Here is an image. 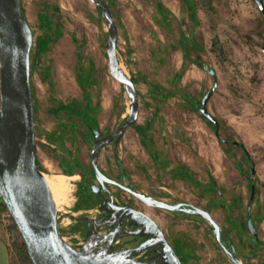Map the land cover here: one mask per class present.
<instances>
[{"label":"rangeland","instance_id":"rangeland-1","mask_svg":"<svg viewBox=\"0 0 264 264\" xmlns=\"http://www.w3.org/2000/svg\"><path fill=\"white\" fill-rule=\"evenodd\" d=\"M107 1L120 25L121 62L136 78L141 102L140 119L127 132L121 148L137 165L138 181L158 198L187 200L210 209L227 226L226 213L214 201L229 203L241 196L239 217L232 221L242 218L246 225L251 213L257 236L264 239V11L256 0H161L170 14L166 21L156 0ZM22 2L34 30L35 104L40 109L52 107L54 100L74 104L83 94V85L89 111L100 109L104 124L107 115L110 123L121 124L129 115L131 100L111 73L106 49L109 29L97 6L91 0ZM48 12L52 15L45 22L43 15ZM215 40L223 55L215 50ZM205 64L218 75L209 109L220 121L226 143L216 135L218 126L209 123L201 111L204 96L215 84ZM193 101L200 106L198 110ZM1 104L0 78V108ZM38 143L43 165L57 171L48 149L40 145L41 138ZM148 147L162 150L165 164H153ZM57 150L51 155L59 157ZM175 170L182 179L179 182ZM76 180H71V203L66 211L76 203ZM253 186L256 194L251 202ZM148 210L169 229L183 262L191 264L178 241L187 233L203 245L202 264H234L201 216ZM74 224L70 217L59 222L67 241L75 245L66 233ZM228 234L254 257L248 238L242 239L243 243L232 227ZM11 236L16 264H31L20 247L19 234Z\"/></svg>","mask_w":264,"mask_h":264},{"label":"water","instance_id":"water-1","mask_svg":"<svg viewBox=\"0 0 264 264\" xmlns=\"http://www.w3.org/2000/svg\"><path fill=\"white\" fill-rule=\"evenodd\" d=\"M98 8L109 29L106 45L109 66L113 77L124 85L131 100L130 113L111 134L102 137L96 129L97 140L92 149V159L98 178L105 184V176L99 166L102 149L114 143L117 149L124 135L140 118L141 102L137 83L121 67L120 26L107 0H91ZM264 11V1L256 0ZM34 30L24 12L22 0H0V78L2 104L0 108V191L3 201L15 219L29 255L34 264H185L176 253L159 222L152 215L120 205L112 196L100 209L108 218L97 221L78 217L75 213L58 210L52 192L44 181L43 170L38 165V137L35 121V95L33 90ZM215 79L214 86L202 101V113L216 123L220 134V121L210 112L209 101L216 91V70L205 64ZM242 145L241 142L234 141ZM255 170L253 169V172ZM98 190V188H96ZM146 205L171 212L199 215L210 224L220 246L234 264H248L238 254V249L225 228L210 209H204L190 201H168L137 189H132ZM256 194L252 187L251 202ZM65 217L87 220L90 230L81 244L67 241L59 222ZM131 221L137 231L129 235H142L147 239L132 248H119L116 229L124 221ZM94 224V225H92ZM101 226L108 230L102 231ZM251 232L258 231L249 213ZM156 255L148 256L149 253Z\"/></svg>","mask_w":264,"mask_h":264},{"label":"flooded vegetation","instance_id":"flooded-vegetation-1","mask_svg":"<svg viewBox=\"0 0 264 264\" xmlns=\"http://www.w3.org/2000/svg\"><path fill=\"white\" fill-rule=\"evenodd\" d=\"M81 88L83 94L74 104L68 105L62 101L54 100V105L48 109H40L39 104H35L36 132L37 137L41 138V147L48 149L49 159L60 172L77 176V180L75 179L77 181L76 194L78 195L76 203L72 210L66 212L76 213L78 217H89L101 221L107 219L108 216L104 210L100 209V206L107 205V201L112 200V196H114L118 204L129 205L152 215L148 209L155 207L146 205L131 192L132 189H137L140 192L153 195L138 181L131 154L127 156L121 149L127 133L120 141L117 149L114 143L106 145L102 149L99 166L104 173L105 184L98 178L92 159V149L97 140L95 130L100 129L102 137H106L120 124H114V121L110 123L108 115L106 116V124L102 123L103 116L100 109H94L90 112L86 107L88 95L84 92L82 85ZM93 119L95 122L90 125L89 122ZM67 140L70 141L68 145ZM69 145L71 148H68ZM54 148H57V151L61 153L58 154L59 157L51 155ZM70 149L72 151L75 149L76 153ZM38 160L44 169L43 171H49L41 162L39 154ZM74 221L75 224L67 229L66 233L74 240L75 244H81L82 240L86 238L91 224L87 220L74 219ZM160 226L179 255L169 229L161 224ZM101 229L105 231L108 230V227L101 226ZM135 231H137V227L131 221H124L122 226L115 231V234L120 238L118 247L132 248L143 241L147 242V239L142 235H129ZM153 255L156 254L151 252L148 256ZM179 257L182 259L180 255Z\"/></svg>","mask_w":264,"mask_h":264},{"label":"crops","instance_id":"crops-1","mask_svg":"<svg viewBox=\"0 0 264 264\" xmlns=\"http://www.w3.org/2000/svg\"><path fill=\"white\" fill-rule=\"evenodd\" d=\"M148 148H151L150 149L151 151H149V153L151 152L150 155H151V158H153L152 163L155 164L156 166L162 165L164 163V159H163L164 154L162 155V150L157 151L156 149L153 150L152 147H148ZM141 163L142 162H140L138 165H141ZM136 170H137V165L135 164V172ZM177 170H175L173 175L175 176V179L179 182L182 179H179L178 177L179 172ZM242 203H243V198L241 196H236L234 201H231L228 203L231 205V207L224 206L222 201H218L217 203H215V205L219 207L218 208L219 210L222 209L226 213L225 221L228 222L229 226L224 225V223L218 219L216 214H213V215L215 216L217 221L225 228L227 232L229 231L231 227L234 228V222L232 221V219L233 217H237V216L239 217L238 207L242 205ZM239 220L242 221V218H240ZM10 224L11 222L8 218L7 212L0 211V264H16V252L13 246L12 236H11L13 232L9 230ZM256 239L262 240V243L253 242V241H252L253 243L251 242L250 246L252 247H251L250 252H254L255 254L253 258H251L249 254L247 255V252H249V250H246V251L245 249L241 250V247L239 246V244L235 243L238 249V254L240 258H242L243 260H246V262H250L249 260L251 259L250 264H264V239H261L259 236H256ZM178 241L182 247L183 255L189 260V262L196 260L200 262L201 264L203 263L201 262V260L204 257V249L202 248L203 245L200 246L194 238H188L187 233L181 234L180 238H178ZM215 242L219 244L217 239H215ZM254 248L256 249L255 251H254Z\"/></svg>","mask_w":264,"mask_h":264},{"label":"trees","instance_id":"trees-1","mask_svg":"<svg viewBox=\"0 0 264 264\" xmlns=\"http://www.w3.org/2000/svg\"><path fill=\"white\" fill-rule=\"evenodd\" d=\"M189 1V0H188ZM110 4V3H109ZM110 6H111V4H110ZM156 6H157V9H158V11L161 13V15H163V17H164V19L166 20V21H168V17H169V10L164 6V4H163V2L161 1V0H156ZM111 8H112V6H111ZM23 9H24V7H23ZM113 10V9H112ZM24 12H25V9H24ZM26 13V12H25ZM42 14H44V13H42ZM47 15V16H46ZM46 15H43V19L45 20V22H49L50 21V19H49V16H51L52 15V13H50V12H48V14H46ZM115 15V14H114ZM48 19V20H47ZM120 26V25H119ZM184 45H186V40L184 41ZM214 48H215V50H217V51H219V53H220V55H223V53H224V50L222 49V48H220L219 47V42H218V40H215L214 41ZM186 53H187V50H186ZM34 58H32V69H33V75H34ZM135 80H136V78H135ZM82 87H84L83 85H82ZM33 90H34V95H36V89H35V85H34V81H33ZM192 106H193V108L195 109V110H198L199 108H200V106H198V104L197 103H195L194 101L192 102ZM34 107H35V105H34ZM35 112H36V108H35ZM203 114V113H202ZM203 117L204 118H206L207 120H208V122L209 123H211V124H214L216 127H217V125H216V123L215 122H213L212 120H210L209 118H207L204 114H203ZM219 139H220V141L221 142H223V143H226L227 142V140H225L224 138H222V136H220L219 137ZM233 144H235L234 143V141L232 142ZM243 145V144H242ZM38 165H39V167L42 169V170H44L43 168H42V165L40 164V161L38 160ZM160 165V164H159ZM162 165H160V167H161ZM66 174H67V172H66ZM218 201H220V199H215V201H214V203H217ZM223 202V205L224 206H230L231 207V205L230 204H228V202H226V201H222ZM0 211H5V212H7L8 213V218H9V220H10V222H11V224L9 225V230L10 231H12V232H17L18 234H19V236L21 237V243H20V247H21V249L24 251V253H25V257L29 260V262L31 263V264H34L33 262H32V259H31V257H30V255H29V252H28V249H27V247H26V244H25V242H24V239H23V237H22V234H21V232L19 231V229H18V227H17V224H16V222H15V219L13 218V216L10 214V212H9V210H8V208H7V206H6V204L4 203V201L0 204ZM248 218H249V215H247V217H246V225H245V223L243 222V221H240V220H238V221H236V222H234V229L235 230H237V232L240 234V240L243 242V240L242 239H245V238H248L251 242L253 241V242H258V243H262V240H257L256 239V236L251 232V230H250V228H249V223H248ZM256 227V226H255ZM257 229V228H256ZM249 230V233L250 234H248L247 233V231ZM241 242V243H242ZM252 242V243H253ZM244 243V242H243ZM236 245V244H235ZM256 249L254 248V251H255ZM190 263L191 264H194L193 263V261H190Z\"/></svg>","mask_w":264,"mask_h":264},{"label":"bare ground","instance_id":"bare-ground-1","mask_svg":"<svg viewBox=\"0 0 264 264\" xmlns=\"http://www.w3.org/2000/svg\"><path fill=\"white\" fill-rule=\"evenodd\" d=\"M121 67L124 68L128 73L126 67L123 64H121ZM57 171L54 169H49V172L43 171L42 176L44 178V181L48 185L50 191L52 192L58 210H60L61 212H66L65 208L70 206L71 203V180L76 179L77 176H75V174L74 176H71L61 172L59 173Z\"/></svg>","mask_w":264,"mask_h":264},{"label":"built area","instance_id":"built-area-1","mask_svg":"<svg viewBox=\"0 0 264 264\" xmlns=\"http://www.w3.org/2000/svg\"><path fill=\"white\" fill-rule=\"evenodd\" d=\"M3 202V196L1 194V191H0V204ZM8 214V213H7Z\"/></svg>","mask_w":264,"mask_h":264}]
</instances>
